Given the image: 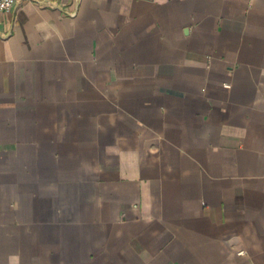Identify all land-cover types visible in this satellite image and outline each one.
Wrapping results in <instances>:
<instances>
[{
    "label": "crops",
    "instance_id": "obj_1",
    "mask_svg": "<svg viewBox=\"0 0 264 264\" xmlns=\"http://www.w3.org/2000/svg\"><path fill=\"white\" fill-rule=\"evenodd\" d=\"M0 264H264V0L0 12Z\"/></svg>",
    "mask_w": 264,
    "mask_h": 264
},
{
    "label": "built area",
    "instance_id": "obj_2",
    "mask_svg": "<svg viewBox=\"0 0 264 264\" xmlns=\"http://www.w3.org/2000/svg\"><path fill=\"white\" fill-rule=\"evenodd\" d=\"M22 0H0V12L12 11ZM230 87V84H226ZM240 253H244L243 251Z\"/></svg>",
    "mask_w": 264,
    "mask_h": 264
}]
</instances>
